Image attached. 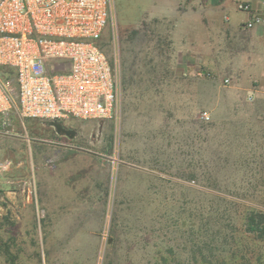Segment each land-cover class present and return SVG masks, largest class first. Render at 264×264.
I'll return each mask as SVG.
<instances>
[{
    "label": "rangeland",
    "instance_id": "374dc122",
    "mask_svg": "<svg viewBox=\"0 0 264 264\" xmlns=\"http://www.w3.org/2000/svg\"><path fill=\"white\" fill-rule=\"evenodd\" d=\"M152 4L113 0L101 48L118 61L116 117L72 120V139L39 120L0 135V264H197L172 228L141 223L189 202L264 212V106L199 59L180 71Z\"/></svg>",
    "mask_w": 264,
    "mask_h": 264
},
{
    "label": "built area",
    "instance_id": "2783aa9c",
    "mask_svg": "<svg viewBox=\"0 0 264 264\" xmlns=\"http://www.w3.org/2000/svg\"><path fill=\"white\" fill-rule=\"evenodd\" d=\"M238 9L250 16L244 29L259 22L251 3ZM112 15L113 0H0V135L16 137L28 120L116 117L118 61L101 48Z\"/></svg>",
    "mask_w": 264,
    "mask_h": 264
},
{
    "label": "crops",
    "instance_id": "0c3cea01",
    "mask_svg": "<svg viewBox=\"0 0 264 264\" xmlns=\"http://www.w3.org/2000/svg\"><path fill=\"white\" fill-rule=\"evenodd\" d=\"M212 1L153 0L156 17L173 20L178 69L193 72L194 60L199 59L230 77L239 102L264 106V9L258 8L257 0H221L216 5ZM240 3H251L260 12L252 29L243 27L250 16L239 11Z\"/></svg>",
    "mask_w": 264,
    "mask_h": 264
},
{
    "label": "trees",
    "instance_id": "16d2710c",
    "mask_svg": "<svg viewBox=\"0 0 264 264\" xmlns=\"http://www.w3.org/2000/svg\"><path fill=\"white\" fill-rule=\"evenodd\" d=\"M220 2L214 0L211 3ZM119 205L131 206L125 201ZM234 206L231 201L221 204L208 201L206 207L189 202L178 207L177 214L167 216L163 222L157 216H151L148 225L141 223V229L150 234L162 229L157 228V224L172 228L177 240L188 248V255L201 261L200 264H264V254L255 250L264 247V212L249 210L241 215L233 209ZM116 222L113 217V234L117 232ZM250 246L255 249L250 250Z\"/></svg>",
    "mask_w": 264,
    "mask_h": 264
},
{
    "label": "water",
    "instance_id": "95a60500",
    "mask_svg": "<svg viewBox=\"0 0 264 264\" xmlns=\"http://www.w3.org/2000/svg\"><path fill=\"white\" fill-rule=\"evenodd\" d=\"M47 126L54 129L55 133L59 136H66L69 139H72L75 136V131L69 128H66L63 124L55 121L47 122Z\"/></svg>",
    "mask_w": 264,
    "mask_h": 264
}]
</instances>
